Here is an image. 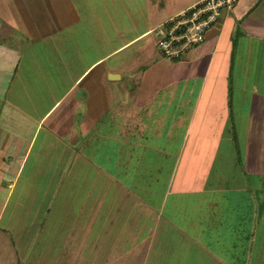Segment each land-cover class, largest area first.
Segmentation results:
<instances>
[{"label": "crops", "instance_id": "1", "mask_svg": "<svg viewBox=\"0 0 264 264\" xmlns=\"http://www.w3.org/2000/svg\"><path fill=\"white\" fill-rule=\"evenodd\" d=\"M197 1L0 0V264L87 257L124 213L105 264H264V0L165 58Z\"/></svg>", "mask_w": 264, "mask_h": 264}, {"label": "built area", "instance_id": "2", "mask_svg": "<svg viewBox=\"0 0 264 264\" xmlns=\"http://www.w3.org/2000/svg\"><path fill=\"white\" fill-rule=\"evenodd\" d=\"M238 0H199L154 29L157 47L167 59H178L200 45L207 30Z\"/></svg>", "mask_w": 264, "mask_h": 264}, {"label": "rangeland", "instance_id": "3", "mask_svg": "<svg viewBox=\"0 0 264 264\" xmlns=\"http://www.w3.org/2000/svg\"><path fill=\"white\" fill-rule=\"evenodd\" d=\"M246 117L247 116H244V115H242L241 117L239 115H237V116L234 115V117H233L234 120L237 119L236 127H238V128L235 131V133L238 135L237 138H238L239 143H240L241 135H242V132L239 129L241 127L243 128V126L245 124ZM183 159L185 160V163L190 160L189 158H183ZM237 160L240 163V161H241L240 158H238ZM157 165H160V164H156V166ZM197 182L201 183L202 180H199ZM99 186H101V184H99ZM105 192H107V189L105 190ZM122 195H124V194L122 193ZM101 198H102V196L99 199H101ZM123 201L127 202V200L125 198L123 199ZM60 215L62 216L61 213H60ZM60 220L61 219L58 215L53 214V216L50 217L51 228H49V230L52 231L53 230L52 224L55 225V223L57 221H60ZM126 221H127V214L124 213V214H122L120 219L117 221V224L115 226H109V228H106V227L105 228H102V227L95 228V224H93L94 228H92V230H90V232H89L90 238H92L91 241L93 240V242H90L89 245L86 244L84 246V252L81 253V254H83V256L85 255L87 257H84L82 259L74 258L73 260L62 259V258L58 259V260H53V259L47 260V259H45V260H42V262L44 261V263H46V264H49V263L54 264V262L58 263V264H103V263L105 264L106 261L104 262V260L107 259L106 256L110 252H112V249H113L112 241L115 239V235L121 230L122 226L124 225V223H126ZM62 222H64V221H62ZM60 223H61V221H60ZM106 229H107V231H106ZM106 233H107V235L103 239V236ZM63 245L64 244L60 243L59 240L57 243L52 244L53 253H50V254L55 255V257L56 256L59 257L61 251L58 249V247L63 246ZM97 252L99 255L98 258H97ZM76 254H78V253H76ZM78 257H80V256H78Z\"/></svg>", "mask_w": 264, "mask_h": 264}]
</instances>
